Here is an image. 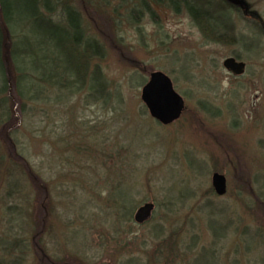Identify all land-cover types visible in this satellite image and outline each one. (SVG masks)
Listing matches in <instances>:
<instances>
[{
	"label": "rangeland",
	"instance_id": "1",
	"mask_svg": "<svg viewBox=\"0 0 264 264\" xmlns=\"http://www.w3.org/2000/svg\"><path fill=\"white\" fill-rule=\"evenodd\" d=\"M156 1L69 0L100 44L90 69L109 101L81 90L22 110L13 84L0 96V264H264V0H195L229 21L220 43L205 40L186 0ZM152 72L184 101L168 126L140 100ZM143 204L152 213L135 224Z\"/></svg>",
	"mask_w": 264,
	"mask_h": 264
},
{
	"label": "trees",
	"instance_id": "2",
	"mask_svg": "<svg viewBox=\"0 0 264 264\" xmlns=\"http://www.w3.org/2000/svg\"><path fill=\"white\" fill-rule=\"evenodd\" d=\"M203 1L209 4L208 0ZM220 2L222 6L238 8L227 0ZM184 3L188 4V13L205 40L220 43V29L229 27V21L221 18L216 22L209 10L195 4V0ZM172 5L175 7L173 1ZM99 45L96 40L85 37L82 20L69 0H0V96L5 95L13 84L14 94L18 97L16 101L21 103L22 110L30 104L51 99L64 102L81 90L95 99L100 95L104 101H109L108 84L102 72L97 66L90 69V61L102 56ZM61 63H64V74L58 76L56 68L61 69ZM53 64L54 71L50 72L49 65ZM87 74L93 82L90 89L85 86ZM33 82L44 87L37 91L32 87ZM0 106L2 110L6 109L5 98L0 99ZM12 169L21 171L16 166ZM128 214L130 210L125 211L123 217ZM196 247V242L189 244L190 252Z\"/></svg>",
	"mask_w": 264,
	"mask_h": 264
},
{
	"label": "water",
	"instance_id": "3",
	"mask_svg": "<svg viewBox=\"0 0 264 264\" xmlns=\"http://www.w3.org/2000/svg\"><path fill=\"white\" fill-rule=\"evenodd\" d=\"M227 1L242 7L238 0ZM222 66L234 76H241L245 71L244 63L237 62L234 58H227L223 61ZM140 100L149 117L163 126L177 121L185 109L184 101L175 92L171 80L161 72H153L149 75L147 82L141 87ZM211 185L218 196L225 194L226 181L222 175L214 173L211 177ZM152 210V204L142 205L135 212L134 221L141 224L148 220Z\"/></svg>",
	"mask_w": 264,
	"mask_h": 264
}]
</instances>
